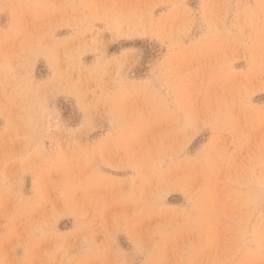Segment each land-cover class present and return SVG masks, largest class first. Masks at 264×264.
<instances>
[{"label":"rangeland","instance_id":"obj_1","mask_svg":"<svg viewBox=\"0 0 264 264\" xmlns=\"http://www.w3.org/2000/svg\"><path fill=\"white\" fill-rule=\"evenodd\" d=\"M0 264H264V0H0Z\"/></svg>","mask_w":264,"mask_h":264}]
</instances>
